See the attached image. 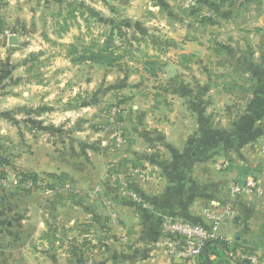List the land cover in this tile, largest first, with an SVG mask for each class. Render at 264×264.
I'll use <instances>...</instances> for the list:
<instances>
[{
    "label": "rangeland",
    "instance_id": "obj_1",
    "mask_svg": "<svg viewBox=\"0 0 264 264\" xmlns=\"http://www.w3.org/2000/svg\"><path fill=\"white\" fill-rule=\"evenodd\" d=\"M189 1L0 0V251L7 250L6 256L0 253V264H41L37 256L19 252L18 221L31 207L33 228L42 214L66 225L71 204L84 203L83 190L74 192L69 184L98 180L68 173L111 167L123 141L134 136L137 107L183 113L191 132L203 117L215 115L216 122V107L239 111L246 74L253 77L250 87L264 96V4L250 2L251 17L245 23L236 19L241 32L228 34L240 43L250 41L248 52L237 56L251 61L246 69L233 68L240 79L229 81V68L217 69L211 44H216V0H192L188 8ZM172 6L186 13L175 16V30L146 14ZM187 23L197 30L196 42L204 43L193 56L174 47ZM259 101L254 98V106ZM205 158L204 172L216 173L207 150ZM53 234L50 230L47 245L65 251L67 244H56ZM70 249L63 254L77 256L66 264L85 259L79 248ZM250 255L222 256L216 264H259Z\"/></svg>",
    "mask_w": 264,
    "mask_h": 264
},
{
    "label": "crops",
    "instance_id": "obj_2",
    "mask_svg": "<svg viewBox=\"0 0 264 264\" xmlns=\"http://www.w3.org/2000/svg\"><path fill=\"white\" fill-rule=\"evenodd\" d=\"M231 1V5L224 7L227 0H216V44H211L216 48L217 69L228 67L229 81H239L238 70L233 68L246 69L244 65L251 61L238 57L237 51L249 50L250 41L246 38L240 43L229 35L241 32L236 19L245 23L251 17L252 8L248 4L253 0ZM258 1L264 4V0ZM146 14L152 19H165L173 30L172 23L178 22L175 16L186 15L173 6L170 11ZM180 27L186 33L174 47L184 55L197 54L204 43L196 42V28H191L189 23ZM216 74L221 76V72ZM242 80L248 85L238 92L243 98L239 111L220 112L216 107V122L215 115L203 117L192 125L191 132L190 120H183V113L164 107H137L134 136L123 141L124 147L111 161V167L104 172L70 170L68 173L70 177L97 176L98 180L69 184L74 192L83 190L84 203L71 204L66 225L57 224L60 218L54 222L55 219L42 214L33 228L29 217L32 208H28L17 223L22 234L18 237L23 242L19 252L37 256L41 264L53 256L56 260L51 264L70 263L77 255L76 251L72 255L63 254L69 246L73 250L79 248L85 258L72 264H85V260L90 264H199L200 258L180 262L165 253L161 223L172 218L207 229L214 227L212 240L237 244L230 256L237 258L241 253L247 256L250 253L259 264H264V96L250 87L251 74ZM258 97L260 101L254 106L253 99ZM206 150L211 155L209 159L216 160V173L204 172L208 161H205ZM232 187L241 190L231 196ZM225 206H229V214L212 225L214 222L206 214L221 213ZM50 230L54 232L52 241L67 244L65 251L64 246L47 245ZM58 233L62 237H57ZM0 253L6 256L7 250ZM62 256L66 259H59ZM211 259L216 264V258Z\"/></svg>",
    "mask_w": 264,
    "mask_h": 264
},
{
    "label": "built area",
    "instance_id": "obj_3",
    "mask_svg": "<svg viewBox=\"0 0 264 264\" xmlns=\"http://www.w3.org/2000/svg\"><path fill=\"white\" fill-rule=\"evenodd\" d=\"M189 2L191 3H188V8L194 5L192 0ZM240 190L238 187H232L230 195L233 196L240 192ZM228 214L229 206H225L221 213H207L206 218L214 222L212 225H217ZM161 227L164 232L162 246L165 253L171 259L180 262H194L200 258L206 242L212 240L215 229L214 227L207 229L201 225L172 218L164 219Z\"/></svg>",
    "mask_w": 264,
    "mask_h": 264
},
{
    "label": "trees",
    "instance_id": "obj_4",
    "mask_svg": "<svg viewBox=\"0 0 264 264\" xmlns=\"http://www.w3.org/2000/svg\"><path fill=\"white\" fill-rule=\"evenodd\" d=\"M94 60V58H93ZM23 178L35 179V176L30 177L29 175H24ZM237 244H229L228 242L222 240H209L206 242L205 247L200 255V263L199 264H214V260L211 259L212 257L219 259L220 257H228L232 252L235 251ZM243 264H247L246 262Z\"/></svg>",
    "mask_w": 264,
    "mask_h": 264
},
{
    "label": "water",
    "instance_id": "obj_5",
    "mask_svg": "<svg viewBox=\"0 0 264 264\" xmlns=\"http://www.w3.org/2000/svg\"><path fill=\"white\" fill-rule=\"evenodd\" d=\"M11 44H14V42L13 43L11 42Z\"/></svg>",
    "mask_w": 264,
    "mask_h": 264
}]
</instances>
